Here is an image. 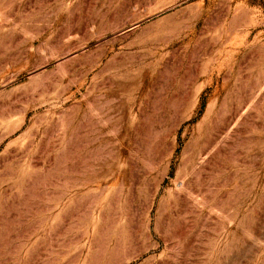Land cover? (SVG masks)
<instances>
[{
    "label": "rangeland",
    "instance_id": "obj_1",
    "mask_svg": "<svg viewBox=\"0 0 264 264\" xmlns=\"http://www.w3.org/2000/svg\"><path fill=\"white\" fill-rule=\"evenodd\" d=\"M0 264H264V0H0Z\"/></svg>",
    "mask_w": 264,
    "mask_h": 264
}]
</instances>
